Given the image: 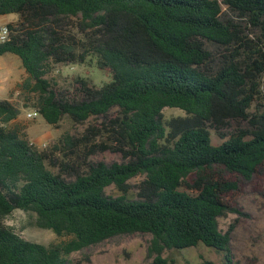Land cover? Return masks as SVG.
Here are the masks:
<instances>
[{
  "label": "trees",
  "instance_id": "obj_1",
  "mask_svg": "<svg viewBox=\"0 0 264 264\" xmlns=\"http://www.w3.org/2000/svg\"><path fill=\"white\" fill-rule=\"evenodd\" d=\"M9 14L18 19L0 57L21 61L24 106L53 127L103 120L63 134L51 153L0 99V264H69L136 233L152 236L151 264H175L165 250L199 247L234 264L235 224L223 232L219 220L242 214L247 188L264 197V0H0V16ZM64 63L93 64L106 81L59 86L47 76ZM104 151L122 161L90 160ZM15 211L63 240L23 238L4 224Z\"/></svg>",
  "mask_w": 264,
  "mask_h": 264
},
{
  "label": "rangeland",
  "instance_id": "obj_2",
  "mask_svg": "<svg viewBox=\"0 0 264 264\" xmlns=\"http://www.w3.org/2000/svg\"><path fill=\"white\" fill-rule=\"evenodd\" d=\"M222 2V0H219ZM17 15L9 14L0 16V30L7 24L16 22ZM68 27L76 32L74 27H78V21L69 19ZM0 67H8L11 71V83L9 89L0 95L9 99L21 110V114L16 122L17 126L25 131L30 141L39 149L54 153L58 139L66 133L71 135L81 134L88 123H100L103 119L90 120L85 125H75L69 119H64L58 127L48 125L41 117L28 119L27 113L33 112L31 108L24 106V98L17 88L25 78L26 73L21 65L20 59L13 54H6L0 57ZM3 71V75L9 74ZM75 76L87 77L97 85H102L106 78L95 65L85 63L83 65L59 64L54 71L48 74L49 79L55 80L59 86H66L70 78ZM178 110L166 109V117L180 115ZM98 138L96 142L100 141ZM56 154V153H55ZM56 156H59L56 154ZM93 162H104L108 165L121 162L120 154L113 151L97 152L90 156ZM141 180L140 177L130 181V194L136 193V185ZM107 194H118L116 189H107ZM242 214H228L219 220L220 229L226 232L231 224L235 228L231 233V251L234 264H264V197L254 193L247 188L246 193L237 198ZM27 217L20 211H15L11 216L4 219V224L15 230L23 238L41 244L58 243L62 238H58L52 231L28 227ZM152 236L149 234L136 233L131 235H120L106 240L98 245L90 246L81 251L75 252L68 258L69 264H151L153 257L149 255V247ZM163 257L173 260L175 264H197L201 259L214 261L222 264L224 254L211 248L199 247L184 250H165Z\"/></svg>",
  "mask_w": 264,
  "mask_h": 264
},
{
  "label": "crops",
  "instance_id": "obj_3",
  "mask_svg": "<svg viewBox=\"0 0 264 264\" xmlns=\"http://www.w3.org/2000/svg\"><path fill=\"white\" fill-rule=\"evenodd\" d=\"M5 56V55H4ZM8 67H0V95L7 89H9L10 83L12 81L11 79V71L8 73ZM3 71H5V74L8 73L9 76L3 75ZM0 99H6L4 97H0Z\"/></svg>",
  "mask_w": 264,
  "mask_h": 264
},
{
  "label": "built area",
  "instance_id": "obj_4",
  "mask_svg": "<svg viewBox=\"0 0 264 264\" xmlns=\"http://www.w3.org/2000/svg\"><path fill=\"white\" fill-rule=\"evenodd\" d=\"M7 35H8V28H7V26H6V27H3V28L0 30V42L5 41ZM37 116H38V114L36 113V111L29 112V113H27V115H26V117H27L28 119H35Z\"/></svg>",
  "mask_w": 264,
  "mask_h": 264
}]
</instances>
